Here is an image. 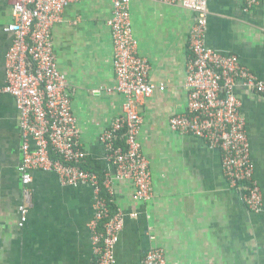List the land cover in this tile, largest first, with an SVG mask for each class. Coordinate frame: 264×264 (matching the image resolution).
I'll use <instances>...</instances> for the list:
<instances>
[{
    "label": "crops",
    "instance_id": "obj_1",
    "mask_svg": "<svg viewBox=\"0 0 264 264\" xmlns=\"http://www.w3.org/2000/svg\"><path fill=\"white\" fill-rule=\"evenodd\" d=\"M13 3L0 0V264H95L90 229L94 194L90 185H63L54 171L36 170L25 198L18 167L22 160L19 111L3 91L5 54L13 34ZM110 0H79L53 27L58 66L68 81L85 167L106 186L112 207L124 216L116 264H142L154 244L166 264H264V204L249 208L223 173L222 154L206 140L172 129L170 119L188 110L186 87L191 59L190 35L197 13L182 4L132 0L138 53L148 59L150 80L164 84L137 104L143 122L139 138L152 173L151 201L133 198L130 180H120L107 158L102 137L123 113L125 96L110 92L116 83L110 28ZM206 44L239 57L264 78V0H208ZM255 180L264 199V95L239 82ZM28 221L19 226V205ZM114 210V211H115Z\"/></svg>",
    "mask_w": 264,
    "mask_h": 264
},
{
    "label": "built area",
    "instance_id": "obj_2",
    "mask_svg": "<svg viewBox=\"0 0 264 264\" xmlns=\"http://www.w3.org/2000/svg\"><path fill=\"white\" fill-rule=\"evenodd\" d=\"M12 21L5 27L13 40L5 54L3 91L14 96L19 111L22 135V160L18 167L25 198L33 172L54 171L63 185H90L94 194V216L90 221L96 264H116V246L124 228V216L112 211L108 185L95 171L85 167V153L79 144V128L72 109L68 81L58 66L53 43V27L62 20L65 9L79 0H11ZM110 28L116 83L110 92L125 96L123 113L104 131L102 140L107 158L116 167L120 180L133 182V198L151 201L154 197L152 173L139 138L143 118L137 104L164 84L150 80L151 65L138 53L131 15L132 0H110ZM182 4L197 13L191 29V59L186 87L188 110L170 119L172 129L206 140L209 147L222 154L223 173L232 187L241 192L242 200L254 211H261L263 194L255 180L256 164L252 159L242 102L235 88L239 82L264 95V78L257 76L232 53L210 48L205 41L208 0H159ZM245 7L259 0H244ZM123 133L125 145L117 144ZM103 182V185L101 184ZM104 186V187H103ZM108 194V193H107ZM19 226L28 221L29 208L19 205ZM153 243L142 264H166L163 248Z\"/></svg>",
    "mask_w": 264,
    "mask_h": 264
},
{
    "label": "trees",
    "instance_id": "obj_3",
    "mask_svg": "<svg viewBox=\"0 0 264 264\" xmlns=\"http://www.w3.org/2000/svg\"><path fill=\"white\" fill-rule=\"evenodd\" d=\"M117 144H121V145H125V135L123 134V133H120V135H119V137H118V139H117ZM102 181H103V179H102ZM101 181V184L103 185V182ZM104 187V186H103ZM103 193L104 194H106V195H108L107 194V189L104 187L103 188ZM110 207H111V209H112V211H114L115 209L112 207V205H111V203H110ZM95 264H96V261H95Z\"/></svg>",
    "mask_w": 264,
    "mask_h": 264
}]
</instances>
